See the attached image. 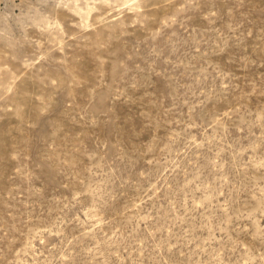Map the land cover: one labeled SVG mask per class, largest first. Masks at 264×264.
I'll return each instance as SVG.
<instances>
[{
    "label": "rangeland",
    "instance_id": "rangeland-1",
    "mask_svg": "<svg viewBox=\"0 0 264 264\" xmlns=\"http://www.w3.org/2000/svg\"><path fill=\"white\" fill-rule=\"evenodd\" d=\"M0 264H264V0H0Z\"/></svg>",
    "mask_w": 264,
    "mask_h": 264
}]
</instances>
